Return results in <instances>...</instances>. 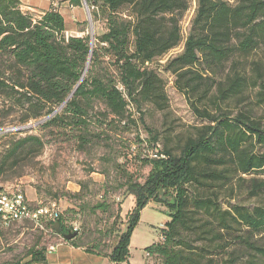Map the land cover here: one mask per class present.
<instances>
[{"label": "trees", "instance_id": "obj_1", "mask_svg": "<svg viewBox=\"0 0 264 264\" xmlns=\"http://www.w3.org/2000/svg\"><path fill=\"white\" fill-rule=\"evenodd\" d=\"M86 1L94 19L104 23L93 40L89 34L66 36L54 7L39 14L23 11L19 0H0V117L18 113V122L11 124L33 123L7 136L16 139L6 144L0 174L41 153L45 141L36 134L40 130L56 129L82 149L106 132L108 123L124 120L129 104L138 112L144 104L157 111L168 107L165 81L149 64L182 42L179 21L188 1ZM194 3L182 51L163 69L174 75L175 88L208 123L187 137L178 152L164 146L147 159L150 169L143 181L127 177L124 191L134 204L125 215V228L113 235L110 251L102 252L99 243L84 246L76 236L68 240L105 255L111 264L128 258L139 211L152 200L161 202L160 189L172 191L175 204L167 205L171 213L158 240L145 248L148 264H241L245 255L244 264H264V203L224 208L218 190L233 176L242 181L243 175L264 171V153L255 151L264 147V125L242 111L223 113L220 105L247 90L256 91V102L264 103V63L258 57L264 46V0ZM95 102L102 104L98 112L104 119L95 115ZM147 132L155 146L157 135ZM249 194L264 195V180L252 179ZM94 208L106 206L102 202ZM119 216L120 211L112 225ZM54 223L67 230L61 213L49 228ZM26 258L0 264H47L46 248H30Z\"/></svg>", "mask_w": 264, "mask_h": 264}, {"label": "rangeland", "instance_id": "obj_2", "mask_svg": "<svg viewBox=\"0 0 264 264\" xmlns=\"http://www.w3.org/2000/svg\"><path fill=\"white\" fill-rule=\"evenodd\" d=\"M187 1L188 9L179 21L182 42L166 56L149 64V68L154 69L165 81L168 97V107L165 110L157 111L150 104H144L138 112L129 104L124 120L111 121L107 127L102 125L101 129L105 127L107 131L99 133L95 130V133H99L98 138H92L82 149L76 140L64 133L57 134L56 129L40 130L36 134L45 141L41 153L0 174V187L23 192L33 206L54 202L56 210L64 218L65 227L69 230L73 226L77 227L76 241L84 246L99 243L102 252L110 251L115 243L113 235L117 230L125 228V215L134 204L132 197L124 191L123 184L127 177L143 181L150 169L145 163L147 159L158 154L164 146H170L174 152H178L187 137L194 136L198 127L208 123L193 112L185 95L175 88L174 75L163 69L168 59L182 51L183 41L196 7L195 0ZM225 1L231 3L234 0ZM89 9L91 13L87 15L86 26L93 40V36L100 33V25L103 28L104 25L100 17L99 20L94 19L93 10ZM258 53L264 63L263 44ZM228 68L229 65H226L225 72L218 74V79H223ZM256 93L247 90L236 99L221 103V112L235 115L242 111L260 120L264 125V103L256 102ZM94 107L95 115L104 119L98 112L104 110L102 104L95 102ZM17 115L18 113H13L4 118L0 117V121L18 122ZM140 116L142 118L139 119ZM147 130L157 135L155 146H152L151 135H148ZM14 139L16 137L10 136L0 141V160L9 146L6 144ZM255 151L264 153V147L256 146ZM242 178L241 181L238 176H233L230 183L218 189L224 208L235 203L247 207L264 203V195L256 197L249 194L252 179L264 180V171L243 175ZM169 193L174 197L172 191ZM102 202L106 206L105 210L94 208ZM119 211L120 216L112 225L113 218ZM169 213L171 208L166 204L153 200L148 202L139 211L132 227L128 258L118 264H148L145 248L158 240L169 220ZM55 234L57 233L50 231L48 224L40 228L30 221L16 222L8 228L0 229V263L20 259L25 261L28 259L26 254L30 248H47L59 238L63 239L61 234H58L59 237ZM246 259L247 255L242 257L241 264H244Z\"/></svg>", "mask_w": 264, "mask_h": 264}, {"label": "crops", "instance_id": "obj_3", "mask_svg": "<svg viewBox=\"0 0 264 264\" xmlns=\"http://www.w3.org/2000/svg\"><path fill=\"white\" fill-rule=\"evenodd\" d=\"M19 2L23 11L27 10L39 14L50 7L57 9L63 17L66 36H84L88 34L86 26L88 21L87 12L80 0H19ZM103 30L104 28L100 25V32ZM55 235L59 237L58 234ZM53 245V251H48L46 248L47 264L111 263L105 255L86 252L83 247H75L61 238L56 240Z\"/></svg>", "mask_w": 264, "mask_h": 264}, {"label": "built area", "instance_id": "obj_4", "mask_svg": "<svg viewBox=\"0 0 264 264\" xmlns=\"http://www.w3.org/2000/svg\"><path fill=\"white\" fill-rule=\"evenodd\" d=\"M81 3L89 16L90 7L87 5V1L81 0ZM29 126H33V123L30 121L24 125L0 124V141L8 135L21 134ZM153 157H156V154ZM58 214L59 212L56 210L54 202L48 204L39 203L33 206L23 192L17 189L10 191L0 187V229H5L13 223L24 221L33 222L37 227L44 228L47 224H52ZM51 229H53V226ZM70 230L78 231L75 226ZM47 250L53 251L54 245H48Z\"/></svg>", "mask_w": 264, "mask_h": 264}, {"label": "water", "instance_id": "obj_5", "mask_svg": "<svg viewBox=\"0 0 264 264\" xmlns=\"http://www.w3.org/2000/svg\"><path fill=\"white\" fill-rule=\"evenodd\" d=\"M158 199L161 202L165 203L166 205L175 204L174 198L171 197V195L167 193L166 189L159 190ZM53 229L56 231L57 234H61L62 238L65 239L66 241L73 239L77 235L76 231H70L69 229L63 232L59 223H54Z\"/></svg>", "mask_w": 264, "mask_h": 264}, {"label": "flooded vegetation", "instance_id": "obj_6", "mask_svg": "<svg viewBox=\"0 0 264 264\" xmlns=\"http://www.w3.org/2000/svg\"><path fill=\"white\" fill-rule=\"evenodd\" d=\"M64 232V231H63Z\"/></svg>", "mask_w": 264, "mask_h": 264}]
</instances>
